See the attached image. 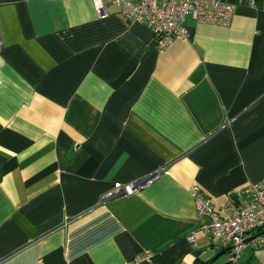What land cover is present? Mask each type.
<instances>
[{
	"label": "crops",
	"instance_id": "obj_1",
	"mask_svg": "<svg viewBox=\"0 0 264 264\" xmlns=\"http://www.w3.org/2000/svg\"><path fill=\"white\" fill-rule=\"evenodd\" d=\"M108 12L0 0V264H202L226 247L200 231L191 187L224 215L264 181V0L228 27L186 16L164 50Z\"/></svg>",
	"mask_w": 264,
	"mask_h": 264
},
{
	"label": "built area",
	"instance_id": "obj_2",
	"mask_svg": "<svg viewBox=\"0 0 264 264\" xmlns=\"http://www.w3.org/2000/svg\"><path fill=\"white\" fill-rule=\"evenodd\" d=\"M98 18L109 15L108 7L118 8L128 21L147 26L156 39L157 50H164L175 39L186 38L183 23L186 16L198 24L228 27L237 5L254 7L256 0H92ZM155 179V177H153ZM153 178L131 184H115L113 189L102 196V201L129 197L152 182ZM190 193L194 200L196 218L200 231L212 245L222 243L232 247L228 254L230 264L239 263V256L249 244L255 249L264 248V181L251 187L250 199L246 205L228 200L220 215L211 201L199 187L193 186ZM195 244L194 236H189ZM145 254L137 255L125 264H141ZM258 264H264V261Z\"/></svg>",
	"mask_w": 264,
	"mask_h": 264
},
{
	"label": "water",
	"instance_id": "obj_3",
	"mask_svg": "<svg viewBox=\"0 0 264 264\" xmlns=\"http://www.w3.org/2000/svg\"><path fill=\"white\" fill-rule=\"evenodd\" d=\"M232 247L225 248L222 252H219L217 254L213 253L211 250L205 252L204 254L198 256L197 260L202 264H213V262L216 261L219 257L229 254Z\"/></svg>",
	"mask_w": 264,
	"mask_h": 264
},
{
	"label": "rangeland",
	"instance_id": "obj_4",
	"mask_svg": "<svg viewBox=\"0 0 264 264\" xmlns=\"http://www.w3.org/2000/svg\"><path fill=\"white\" fill-rule=\"evenodd\" d=\"M224 263H225V259L223 257L218 259L216 262V264H224Z\"/></svg>",
	"mask_w": 264,
	"mask_h": 264
},
{
	"label": "trees",
	"instance_id": "obj_5",
	"mask_svg": "<svg viewBox=\"0 0 264 264\" xmlns=\"http://www.w3.org/2000/svg\"><path fill=\"white\" fill-rule=\"evenodd\" d=\"M227 264H230L229 262Z\"/></svg>",
	"mask_w": 264,
	"mask_h": 264
}]
</instances>
